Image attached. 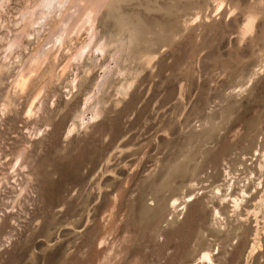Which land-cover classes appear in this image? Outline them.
Here are the masks:
<instances>
[{
  "label": "rangeland",
  "instance_id": "rangeland-1",
  "mask_svg": "<svg viewBox=\"0 0 264 264\" xmlns=\"http://www.w3.org/2000/svg\"><path fill=\"white\" fill-rule=\"evenodd\" d=\"M37 4L0 8V264H264V0H106L62 47Z\"/></svg>",
  "mask_w": 264,
  "mask_h": 264
},
{
  "label": "bare ground",
  "instance_id": "bare-ground-1",
  "mask_svg": "<svg viewBox=\"0 0 264 264\" xmlns=\"http://www.w3.org/2000/svg\"><path fill=\"white\" fill-rule=\"evenodd\" d=\"M6 1L7 0H0V8L3 7ZM105 1L106 0H72V1L71 0H39V4H37L38 6L35 7L33 12L28 13L27 16L30 24L32 25L35 24L36 26L42 24L41 28L44 26L42 28L44 29L47 22L53 19L54 16L58 15L57 19L59 20V23L57 26H55L56 28L53 34L51 33L52 35H50V40L53 43V46L62 47L67 36H70V34L72 33L79 34V32L85 30L87 31V33L90 32L91 34L96 16L99 13ZM37 15L38 17L36 19ZM54 19H56V17ZM26 23L28 22L26 21ZM71 26L74 27L71 31H69L68 29ZM18 47H19V42L15 40L10 42L8 50L10 52L12 50L18 49ZM51 50L42 49L41 51L38 52L36 56L32 57L30 59L31 67L29 68L27 74L25 75L24 73L19 74L17 80L16 78H15L16 81L14 80L15 82L14 85L20 89L24 88L27 85V83L30 82L31 78L36 74V72L40 71L41 67L44 66L43 64L47 63L48 59L51 58V52H52ZM97 51L101 52V49H97ZM84 53H86V50H84L82 53L76 56V59H81ZM16 162L19 163L18 158ZM237 200H234L235 206ZM202 258L206 262H208L207 264L212 263L209 254H203Z\"/></svg>",
  "mask_w": 264,
  "mask_h": 264
}]
</instances>
